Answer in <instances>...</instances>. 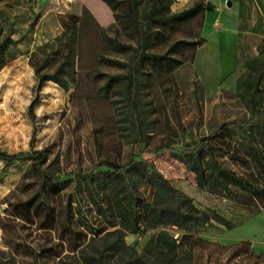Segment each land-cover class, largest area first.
<instances>
[{
	"label": "rangeland",
	"instance_id": "374dc122",
	"mask_svg": "<svg viewBox=\"0 0 264 264\" xmlns=\"http://www.w3.org/2000/svg\"><path fill=\"white\" fill-rule=\"evenodd\" d=\"M227 1L214 0L201 29L159 33L119 17L129 2L0 0L14 40L0 68V151L19 155L0 157V264H264V194L201 179L166 149L207 139L224 169L264 188V127L230 135L232 120L264 116V0ZM190 31L205 41L170 49ZM143 46L166 57H141ZM123 175L176 213L150 221L139 201L133 229Z\"/></svg>",
	"mask_w": 264,
	"mask_h": 264
},
{
	"label": "trees",
	"instance_id": "16d2710c",
	"mask_svg": "<svg viewBox=\"0 0 264 264\" xmlns=\"http://www.w3.org/2000/svg\"><path fill=\"white\" fill-rule=\"evenodd\" d=\"M113 10H117L119 6H121L124 2L130 3V10L124 11L119 13V17L128 22L130 19L132 21L134 20L135 23L142 25L143 23H147L149 26L154 28L155 30H158L160 33V29L165 28L169 30H175L178 27L180 29L184 28L185 26H189L192 23H197L198 27L201 29L205 20V14L208 10H215L216 4L212 2L211 0H195L191 5L178 9L173 10L172 4L175 2V0H104ZM243 3V0H241ZM3 29L0 28V68L5 62V56L7 53V49L10 46L11 43L14 42L13 38L11 36L3 37ZM189 34V36L179 38L177 41L172 43L171 48L174 47V45L177 42L186 43L190 45H198L202 44L203 41H205V36L200 35L199 31H190L186 32ZM143 34L144 39L147 40L150 37V31L147 28H143ZM140 56L141 57H147L151 60L160 61V59L166 57V54H159L156 52L148 51L146 49V46L141 47ZM233 123V129H230V135L234 136L233 131L235 129L234 124L238 127H240L244 132L251 133L253 129H261L264 127V116L259 118H250V119H234L231 121ZM229 123V122H226ZM229 125V124H227ZM226 128L225 125H221L218 130H216L215 135L219 137L220 133ZM229 129V128H228ZM228 132V130L226 129ZM253 135V133L249 134ZM261 143L263 144L262 147L264 148V128L262 131V137H261ZM212 144L208 142L207 139H203L199 143L193 145V146H168L166 148L173 154L179 155L181 158H185L189 161L191 165H193L199 172L200 178L209 176L211 177V181L214 182V184L221 185L224 188H229V183H235V184H242L244 188H246L249 192L254 194H264V188L258 187V186H249L244 183L243 180H241L234 172L229 171L227 169H224L220 163L216 160V157H214V153L212 152ZM208 151L211 155V159L205 158L203 154ZM27 157L33 158L35 165V168L39 171H42L47 177L50 178L52 181V185L55 187V189H60L64 185L63 179L55 178L53 175H51L46 170H41V168L38 166V162L43 161L45 159V155L42 154L40 151H34L26 154ZM0 157H4L5 160H11L16 159L19 157L18 154H9L4 151H0ZM215 159V160H214ZM206 164L209 167V172H207ZM212 169V170H211ZM218 170L220 173H218ZM105 172V171H103ZM114 174L115 178H119L120 172L117 170H114L113 172H107L106 175L97 176L98 178L104 179L101 181L102 185H107L109 182L108 178L109 175ZM113 178V177H112ZM130 176L123 175L122 180L117 179V181L122 184L121 186H126L129 188L131 192V198L129 201V204L127 207L122 208L123 213L122 216L125 219V221L130 225L133 229L139 228V218L140 214L138 211L139 208V201L141 203H144L147 210H145V214L147 216L148 211V217L153 221H161V215L164 213H171L175 214V210L169 207H157L156 205L152 204L151 202L147 201L146 199L139 197L136 192L131 187V181ZM213 185V184H212ZM155 210H159L161 213L160 215L155 216L154 212ZM185 215L189 217H194L196 214L188 212ZM163 216V215H162ZM146 217V218H148ZM157 219V220H156Z\"/></svg>",
	"mask_w": 264,
	"mask_h": 264
},
{
	"label": "crops",
	"instance_id": "0c3cea01",
	"mask_svg": "<svg viewBox=\"0 0 264 264\" xmlns=\"http://www.w3.org/2000/svg\"><path fill=\"white\" fill-rule=\"evenodd\" d=\"M194 0H176L175 2H174V7H175V5H176V9H177V7L178 8H180L181 6L182 7H184L186 4H189L190 2H193ZM212 2H214V0H211ZM237 0H235V2H236ZM228 2V4H230L231 3V1L230 0H228L227 1ZM215 4H216V9L215 10H208L207 12H206V18H208L210 15H211V13H213V12H216L217 11V9H219V5L216 3V2H214Z\"/></svg>",
	"mask_w": 264,
	"mask_h": 264
}]
</instances>
